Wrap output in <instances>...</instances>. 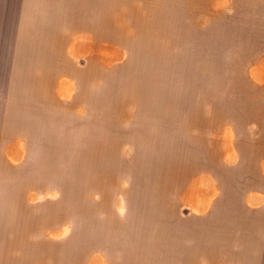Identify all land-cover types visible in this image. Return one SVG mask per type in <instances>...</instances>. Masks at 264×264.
Instances as JSON below:
<instances>
[{
    "label": "rangeland",
    "instance_id": "374dc122",
    "mask_svg": "<svg viewBox=\"0 0 264 264\" xmlns=\"http://www.w3.org/2000/svg\"><path fill=\"white\" fill-rule=\"evenodd\" d=\"M102 1L0 0V264H264V0Z\"/></svg>",
    "mask_w": 264,
    "mask_h": 264
},
{
    "label": "bare ground",
    "instance_id": "6f19581e",
    "mask_svg": "<svg viewBox=\"0 0 264 264\" xmlns=\"http://www.w3.org/2000/svg\"><path fill=\"white\" fill-rule=\"evenodd\" d=\"M74 1L76 2L77 0H74ZM96 1H97V0H96ZM100 1H101V0H100ZM103 1H105V0H103ZM103 1H102V2H103ZM110 1H111V0H110ZM117 1H118V0H117ZM145 1H146V0H145ZM82 2H83V1H82ZM86 2H87V1H86ZM89 2H90V0H89ZM115 2H116V0H115ZM150 2H151V0H150ZM154 2H155V1H154ZM76 3H78V2H76ZM79 3H80V2H79ZM92 3H94V2L92 1ZM107 3H108V0H107ZM112 3H114V2L112 1ZM119 3H120V2H119ZM119 3H118V5H119ZM146 3H148V2H146ZM83 4H84V3H83ZM87 4H89V3H87ZM87 4H86V5H87ZM103 4H105V3H103ZM108 4H109V3H108ZM108 4H107V5H108ZM150 4H151V3H150ZM155 4H157V3H155ZM96 5H97V3H96ZM96 5L94 6V8L96 7ZM99 5H100V4H99ZM101 5H102V4H101ZM105 5H106V4H105ZM118 5H117V6H118ZM139 5H140V7H142V6H141L142 4L139 3ZM147 5H148V4H147ZM153 5H154V3H153ZM88 6L90 7V5H88ZM110 6H111V5H110ZM143 6H144V4H143ZM148 6H149V5H148ZM89 7H88V8H89ZM91 7H92V5H91ZM103 7H104V5H103ZM103 7H102V8H103ZM138 7H139V6H138ZM150 7H151V6H150ZM97 8H98L97 10H99V7H97ZM91 9H92V8H91ZM104 9H105V8H104ZM111 9H112V8H111ZM102 10H103V9H102ZM105 10H106V9H105ZM153 10H154V9H153ZM88 11L90 12V10H88ZM114 11H115V10H114ZM116 11H119V10L116 9ZM151 15H152V14H151ZM155 15H156V14H155ZM155 15H154V16H155ZM148 16H149V18L152 17V16H150V15H148ZM154 16H153V17H154ZM156 16H157V15H156ZM153 17H152V18H153ZM159 17H160V16H159ZM149 18H148V19H149ZM155 18H156V17H155ZM161 18H162V17H161ZM161 18H160V21H161ZM150 19H151V18H150ZM150 19H149V20H150ZM83 20H84V18H83ZM153 20H156V19H153ZM162 20H163V19H162ZM158 21H159V19H158ZM154 22H155V21H154ZM162 22H163V21H162ZM163 23H164V22H163ZM157 24H158V22H157ZM160 24H161V22H160ZM95 25H96V24H95ZM95 25H94V26H95ZM148 25H149V24H148ZM155 25H156V24H155ZM90 26H91V25H90ZM94 26H92V28H93ZM126 26H127V25H126ZM128 26H129V25H128ZM131 26H132V25H131ZM131 26H130V28L132 29ZM149 26H150V25H149ZM149 26H148V27H149ZM152 26H153V25H152ZM146 27H147V26H146ZM148 27H147V29H149ZM150 27H151V26H150ZM158 27L160 28L161 26L158 25ZM158 27H155V26H154L155 29L158 28ZM128 28H129V27H128ZM154 28H153V30H155ZM161 28H162V27H161ZM147 29H146V30H147ZM132 30H133V29H132ZM149 30H150V29H149ZM157 30H159V29H157ZM128 31H129V30H128ZM160 31H162V30H160ZM163 31H164V30H163ZM148 32H149V31H148ZM148 32H147V33H148ZM154 32H156V31H154ZM154 32H152V34H155ZM147 33H146V34H147ZM150 33H151V31H150ZM150 33H149V36H150ZM164 33H165V32H164ZM147 36H148V35H147ZM147 36H146V40H147ZM151 36H153V35H151ZM155 36H156V38L153 36V39H154V38H155V39L158 38L157 35H155ZM164 36H165V34H164ZM148 38H149V37H148ZM167 38H168V37H167ZM167 38H166V36H165L164 40H166ZM134 40H135V38H134ZM148 40H149V39H148ZM154 41L156 42V40H154ZM157 41L159 42V39H157ZM127 42H128V41H127ZM131 42H132V41H130V43H131ZM133 42H134V41H133ZM133 42H132V43H133ZM158 42H157L156 44H157L158 47H159L160 44H158ZM162 42H163V43H166L167 41H166V42L162 41ZM146 44H147V43H146ZM148 44H149V43H148ZM151 44H152V43H151ZM156 44H153V47H152L153 49L156 48V46H155ZM172 44H173V43H172ZM172 44H171V45H172ZM162 45H163V46H162V48H163L166 44H165V45L162 44ZM171 45H170V46H171ZM151 46H152V45H151ZM167 46H168V45H167ZM165 48H167V47H165ZM165 48H163V49L165 50ZM145 49H146V48H145ZM153 49H152V50H153ZM160 49H161V48H159L158 50L155 49V51L158 52V51H160ZM164 50H163V52H166V51H164ZM168 50H169V48H168ZM168 50H167V51H168ZM150 51H151V49H150ZM148 52H149V51H148ZM150 53H154V52H150ZM152 55H153V54H152ZM154 55H155V54H154ZM156 55H157V53H156ZM165 55H167V54H165ZM168 55H169V54H168ZM135 82L137 83L138 81L135 80ZM129 83H130V81H129ZM131 83H132V82H131ZM129 85H130V84H129ZM131 85H132V84H131ZM131 85H130V86H131ZM134 85H136V84H134ZM139 85H140V84H138V85H136V86H139ZM136 86H135V88H136ZM137 88H138V87H137ZM101 148H102V147H101ZM163 156H164V160L161 161V164H160V165H156V164L154 163V165H153L152 168H153L154 170H158V173L162 172L163 175H164V174H168V173H169L168 171H165V170L168 169V168H171V165H170L169 160L167 159V158H169V157L165 158L166 155H162V157H163ZM80 160H82V159L80 158ZM78 163H79V161H78ZM79 164H80V163H79ZM80 165H81V164H80Z\"/></svg>",
    "mask_w": 264,
    "mask_h": 264
}]
</instances>
